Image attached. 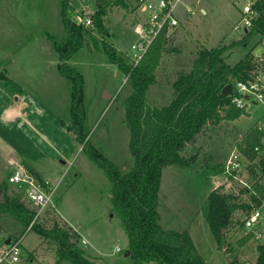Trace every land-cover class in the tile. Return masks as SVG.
I'll return each mask as SVG.
<instances>
[{"label": "rangeland", "instance_id": "1", "mask_svg": "<svg viewBox=\"0 0 264 264\" xmlns=\"http://www.w3.org/2000/svg\"><path fill=\"white\" fill-rule=\"evenodd\" d=\"M94 1L69 0L67 16L73 21L77 17L82 20L89 17L96 9ZM186 1L195 3L194 13L190 16L193 18L168 35L171 40L155 70V81L147 88L149 107H159L172 98V84L179 71L192 69L195 52L201 46L228 45L243 37L233 26L240 19L242 5L255 0ZM126 2L128 8L113 6L108 9L103 20L109 32L104 36L91 29L92 23L84 25L91 34H83V47L68 61L83 75L84 127L90 143L121 171L134 163L124 108L125 99L132 90L127 73L111 62L101 42L109 40L117 54L128 64L132 63L131 44L136 40L134 30L139 23L140 11L131 1ZM199 7H204L206 13L202 14ZM51 34L62 43L67 40L58 0H0V137L3 140L0 180L7 178L10 172L7 162L15 152L22 159H17L18 163L26 168H37L51 187L56 186L52 203L39 215L43 226L51 227L55 222L69 226V222L78 233L87 237L88 244H81L79 239L78 245L96 257L93 260L97 264H133L124 254L128 237L121 215L112 204L110 181L79 148L73 132L68 131L71 82L57 71L59 57L49 39ZM248 49L256 61L264 53V36L254 33L245 46L229 48L224 52L226 62L234 64ZM106 91L111 93L108 97ZM244 109L247 115L208 123L180 151L184 158L193 156L194 163H168L161 169L158 224L164 230L187 231L203 264H229L233 261L234 264H253L256 245L264 239L263 216L259 227L257 224L250 230L233 225L226 232L223 245L217 247L202 212L210 190L220 186L223 191L237 193L241 189V183L225 179L222 166L240 137L261 120L264 107L256 100V104L251 103ZM241 176L251 185L258 179L245 170ZM259 183L264 184V176ZM10 187L20 191L25 204L36 210L22 189ZM240 199L249 202L246 194ZM244 217V212L234 214V219ZM257 231L260 236L255 235ZM250 233V239L240 245L238 241ZM20 236L19 260L3 264H72L66 259L56 261L53 241L24 228L15 218L0 214V245L9 237ZM116 247L121 251L115 250Z\"/></svg>", "mask_w": 264, "mask_h": 264}, {"label": "trees", "instance_id": "2", "mask_svg": "<svg viewBox=\"0 0 264 264\" xmlns=\"http://www.w3.org/2000/svg\"><path fill=\"white\" fill-rule=\"evenodd\" d=\"M127 0H95L96 9L89 16L91 29L104 36L109 32L103 18L113 6L128 8ZM60 19L65 33L64 43L54 35H48L58 54L57 71L71 82L70 87V123L72 131L82 150L104 172L110 181V197L114 209L121 215L124 231L127 233L128 244L124 250L133 264H203V259L195 248L187 231L164 230L158 224L159 203L158 192L161 183V169L165 164L175 163L189 165L194 157L184 158L180 151L195 139L209 124L222 120H233L247 115L244 108L234 105L231 101L233 92L226 95L223 87L235 81L246 82L253 77L257 60H253L250 49L234 64L226 62L225 51L233 46H245L254 33L264 36V0L253 1L252 8L256 18L252 26L245 30L243 37L231 41L228 45L216 47L201 46L193 59L192 69L188 72L179 71L173 82V96L159 107L147 105V88L155 81V70L162 53L167 50L170 36L162 31L150 45L138 63L128 64L124 57L117 54L113 44L104 39L103 50L112 63H116L127 73L132 92L124 102L125 121L129 128V149L133 156V165L125 171L108 157L104 156L90 143L88 131L84 127L86 109L83 105L84 79L80 71L68 64L71 56L84 45L83 34H91L88 26L77 23L67 16L69 0H58ZM264 56V53H263ZM246 113V114H245ZM264 127L254 123L236 143L237 149L250 160L248 174L258 177L252 188L260 198H264V184L259 183L264 176V154H258L255 147H262ZM29 171L42 181L33 169ZM260 177V178H259ZM7 178L0 180V214L15 218L24 228L34 232L43 239L53 241L56 245V261L66 259L72 264H97L83 248L78 245L80 234L70 226L55 222L51 227L43 226L42 219H34L36 210L30 208L22 199L20 191L10 187ZM243 192L223 191L216 187L210 190L202 205L217 247L223 245L226 232L233 225L239 227L243 219H234L236 212L248 214L252 204L240 199ZM252 201L259 199L250 194ZM44 216V214H43ZM160 234V235H159ZM252 233L238 241L240 245L250 239ZM158 236V237H157ZM13 238V237H11ZM257 254L253 264H264V239L257 243ZM108 264V263H105ZM110 264V263H109ZM229 264H234L230 262Z\"/></svg>", "mask_w": 264, "mask_h": 264}, {"label": "built area", "instance_id": "3", "mask_svg": "<svg viewBox=\"0 0 264 264\" xmlns=\"http://www.w3.org/2000/svg\"><path fill=\"white\" fill-rule=\"evenodd\" d=\"M135 4L138 11H140L139 23L136 25L134 34L136 40L131 44L132 64L138 63L140 58L150 47V45L157 39V36L164 31L165 35H169L180 25V19L178 14L180 8L183 7L185 13L191 15L195 8L192 3H188L186 0H128ZM237 1V0H233ZM253 2L246 1L240 9V19L233 26L237 32L244 33L245 30L252 26L253 19L256 18V11L252 8ZM77 23H83L89 25L91 23L90 17L86 16L83 20L79 17L75 18ZM232 92L233 96L231 101L235 106L240 108H246L251 103L256 104V100L264 107V56L261 55L257 60V67L254 71L253 77L246 82L235 81L233 84ZM261 118V116H260ZM259 128L264 127V111L261 120L256 122ZM262 140V147H255L258 154H264V139ZM225 164L222 166L223 176L226 180L237 181L241 183V189H247L248 192H243L249 196V202L252 204L250 212L243 218L242 226L245 229H251L255 225H260L264 210V198H260L258 193L252 188L251 184H248L241 176V173L247 170V166L250 160L245 158L242 153L235 146L231 149L226 158ZM242 160L245 162L243 163ZM247 162V163H246ZM10 172L7 175V182L11 185L23 190L26 198L30 204L36 208L34 219L38 218L41 210L52 203L53 195L56 186L51 187L50 183L46 180H38L28 168H26L20 162L11 160ZM240 189V190H241ZM250 194H253L259 199V203L256 205L252 201ZM248 202V203H249ZM29 228V227H28ZM256 236H260L259 231L255 232ZM22 236L18 238H9L3 241L0 245V264L7 261L9 263H15L19 260L21 250ZM85 242L84 239L81 240ZM115 250L121 251L116 247Z\"/></svg>", "mask_w": 264, "mask_h": 264}, {"label": "crops", "instance_id": "4", "mask_svg": "<svg viewBox=\"0 0 264 264\" xmlns=\"http://www.w3.org/2000/svg\"><path fill=\"white\" fill-rule=\"evenodd\" d=\"M188 3H190V4L192 3V5H193L194 8H195V3H194V1H191V2H188ZM199 8H200L199 10H200V12H201L202 14H205V13H206V9H205L204 7H199ZM179 10H180V13L178 14V18L180 19V25H179L177 28H175L174 31L179 30L180 27H181L182 25H184L185 23H188V22L191 21V19L193 18V17H190V16H192V14H193L194 12H193L191 15H189V14H187V13L184 12L183 7L180 8ZM174 31H173V32H174ZM106 94H107V97H108L109 94H111V93L108 92V91H106ZM250 113H251V112H250ZM260 116H261V115H260ZM260 116H259V117H260ZM259 117H258V118H259ZM255 121H256V120H255ZM255 121H254V122H255ZM254 122H253V123H254ZM69 123H70V122H69ZM69 123H68V124H69ZM62 126L64 127V125H62ZM67 128H68V127H67ZM68 131H69V130H68ZM2 141H3V140H2V138L0 137V147L2 146ZM78 145H80V144H78ZM3 146H5V145H3ZM80 146H81V145H80ZM80 146H79V148L82 147V146H81V147H80ZM7 148H9V147L7 146ZM7 151H8V150H7ZM230 151H231V150H230ZM9 152H13V150H12V149H9ZM229 153H230V152H228V154H229ZM12 154H13V157L9 158V159H8V162H7L10 166H11V164H10V163H11V160H13V161H15V162H18L17 159H20L19 156H16V155H15V152L12 153ZM228 154H227V156H228ZM227 156H226V157H227ZM224 158H225V156H224ZM20 160L22 161V159H20ZM23 161H24V160H23ZM27 165H28V164H27ZM28 166H29V165H28ZM25 167H26V166H25ZM29 167L32 168L31 166H29ZM27 168H28V167H27ZM32 169H33L34 173L38 174L39 177H40L42 180H46V181H48L45 177H42V176H41V174L37 171V168H36V169H35V168H32ZM75 174H76V173H75ZM48 182H49V181H48ZM49 183H50V182H49ZM63 217H64V216H63ZM67 222H68V221H67ZM68 224H69V226H70L72 229H74L73 226H72L69 222H68ZM76 232H77V231H76ZM77 233H78V232H77ZM79 234H80V233H79ZM80 236H81V237H80V242H81L82 239L85 240V242H84V243L81 242V244H85V245L88 244V239H87V237L84 236V235H82V234H80ZM9 238H10V237H9ZM118 248H119V247H118ZM88 254H89V253H88ZM93 255H95V254H93ZM255 257H256V256H255Z\"/></svg>", "mask_w": 264, "mask_h": 264}, {"label": "water", "instance_id": "5", "mask_svg": "<svg viewBox=\"0 0 264 264\" xmlns=\"http://www.w3.org/2000/svg\"><path fill=\"white\" fill-rule=\"evenodd\" d=\"M232 91V88H231V84H227L223 87V93L226 94V95H229V93H231ZM9 241V238L6 239V242Z\"/></svg>", "mask_w": 264, "mask_h": 264}]
</instances>
